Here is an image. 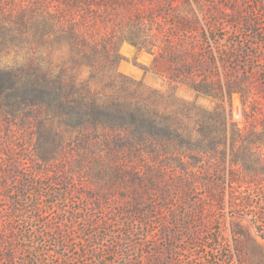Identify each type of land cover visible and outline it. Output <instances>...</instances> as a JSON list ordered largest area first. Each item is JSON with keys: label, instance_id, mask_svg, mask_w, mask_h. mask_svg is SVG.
<instances>
[{"label": "rangeland", "instance_id": "374dc122", "mask_svg": "<svg viewBox=\"0 0 264 264\" xmlns=\"http://www.w3.org/2000/svg\"><path fill=\"white\" fill-rule=\"evenodd\" d=\"M0 264H264V0H0Z\"/></svg>", "mask_w": 264, "mask_h": 264}, {"label": "trees", "instance_id": "16d2710c", "mask_svg": "<svg viewBox=\"0 0 264 264\" xmlns=\"http://www.w3.org/2000/svg\"><path fill=\"white\" fill-rule=\"evenodd\" d=\"M3 83H2V80L0 79V89L3 88Z\"/></svg>", "mask_w": 264, "mask_h": 264}]
</instances>
